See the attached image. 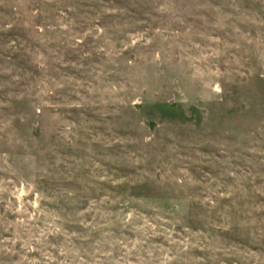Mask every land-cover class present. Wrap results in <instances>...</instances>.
<instances>
[{
    "label": "rangeland",
    "instance_id": "374dc122",
    "mask_svg": "<svg viewBox=\"0 0 264 264\" xmlns=\"http://www.w3.org/2000/svg\"><path fill=\"white\" fill-rule=\"evenodd\" d=\"M0 264H264V0H0Z\"/></svg>",
    "mask_w": 264,
    "mask_h": 264
}]
</instances>
